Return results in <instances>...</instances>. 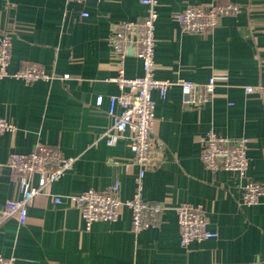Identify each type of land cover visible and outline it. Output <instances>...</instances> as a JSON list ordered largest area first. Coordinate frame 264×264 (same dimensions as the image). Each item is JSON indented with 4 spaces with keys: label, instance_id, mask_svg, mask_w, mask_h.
I'll list each match as a JSON object with an SVG mask.
<instances>
[{
    "label": "crops",
    "instance_id": "obj_1",
    "mask_svg": "<svg viewBox=\"0 0 264 264\" xmlns=\"http://www.w3.org/2000/svg\"><path fill=\"white\" fill-rule=\"evenodd\" d=\"M212 3H235L242 11L223 18L208 35L184 32L174 18L188 5ZM157 11L156 77L218 80L212 101L199 109L183 107L178 86L165 100L153 93L154 135L165 149L163 162L144 177L143 196L167 205L160 224L136 236L125 208L117 222H98L86 230L72 203L54 205L39 196L25 225L15 218L0 220V255L13 264H264V199L240 206L243 181L232 172L212 173L200 160V138L208 132L246 137L248 176L264 184V108L258 96L244 91L264 84V0H159ZM146 15L141 0H0V36L12 40L8 71L36 64L49 74L70 77L29 85L0 79V118L17 127L0 135V211L18 195L9 155L30 153L38 143L76 159L47 194L105 190L119 182L120 198L133 197L140 169L128 135L114 147L105 136L111 125L109 98L120 93L109 82L118 75V63L108 40L114 24L142 21ZM124 68L128 78L144 73L133 52ZM183 203L202 205L218 238L182 246L174 207Z\"/></svg>",
    "mask_w": 264,
    "mask_h": 264
},
{
    "label": "built area",
    "instance_id": "obj_2",
    "mask_svg": "<svg viewBox=\"0 0 264 264\" xmlns=\"http://www.w3.org/2000/svg\"><path fill=\"white\" fill-rule=\"evenodd\" d=\"M68 3H85L90 0H67ZM147 8V15L142 21H124L112 26L109 34V45L118 63V75L109 79L115 83L120 93L109 98L107 117L110 130L106 133L107 144L114 147L118 138L128 135L133 162L140 171L135 179L136 190L131 199L120 198L121 186L114 183L105 190L89 189L72 195H50L48 187L62 179L76 163L73 157L48 144L38 143L32 152L27 154L11 153L7 166L14 174L18 185L17 197L6 201L0 211V220L15 218L20 225L28 220V211L34 200L46 195L48 201L60 205L65 200L72 203L80 212L86 230L98 222H117L125 208L132 214V233L139 235L143 231L156 228L160 224V216L168 209L165 203H151L144 199V177L152 169H156L164 156V145L154 135L156 102L153 93L167 99L168 92L175 86L180 87L182 105L186 110L199 109L212 101L218 80L212 76L206 83H197L185 79L177 81L163 80L156 77L155 61L156 23L158 21L159 0H141ZM242 8L235 3H212L210 5H188L175 15V20L182 30L193 34H212L221 20L228 16H237ZM83 17L88 14L84 13ZM12 40L0 36V79L12 78L26 84L39 81L70 79L68 75L59 77L47 73L39 65L33 64L10 73L8 67L11 60ZM129 50L143 64V75L128 78L124 61ZM245 94L256 95L264 108V84L246 86ZM103 98H99L101 104ZM16 125L0 118V135L15 133ZM200 160L204 167L212 173L227 171L236 174L243 181V195L239 201L242 207L259 205L264 199V184L258 183L248 176V149L250 140L246 137L230 138L208 132L200 138ZM37 180V183L35 182ZM178 219L181 245L188 247L193 242H203L218 238L217 232L209 230V220L202 205L187 203L174 207ZM0 264H13L12 260L0 255Z\"/></svg>",
    "mask_w": 264,
    "mask_h": 264
},
{
    "label": "water",
    "instance_id": "obj_3",
    "mask_svg": "<svg viewBox=\"0 0 264 264\" xmlns=\"http://www.w3.org/2000/svg\"><path fill=\"white\" fill-rule=\"evenodd\" d=\"M130 53H132L133 51L132 50H129Z\"/></svg>",
    "mask_w": 264,
    "mask_h": 264
}]
</instances>
